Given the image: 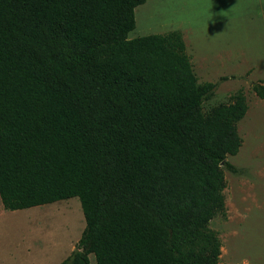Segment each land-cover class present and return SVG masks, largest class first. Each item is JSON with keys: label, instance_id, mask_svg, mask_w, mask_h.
Segmentation results:
<instances>
[{"label": "trees", "instance_id": "1", "mask_svg": "<svg viewBox=\"0 0 264 264\" xmlns=\"http://www.w3.org/2000/svg\"><path fill=\"white\" fill-rule=\"evenodd\" d=\"M146 1L0 0V40L26 52L0 43L3 83L30 62L60 110L86 223L62 264L220 262L210 224L226 217L247 98L205 109L217 84L198 83L180 31L130 39Z\"/></svg>", "mask_w": 264, "mask_h": 264}, {"label": "rangeland", "instance_id": "2", "mask_svg": "<svg viewBox=\"0 0 264 264\" xmlns=\"http://www.w3.org/2000/svg\"><path fill=\"white\" fill-rule=\"evenodd\" d=\"M135 17L130 39L182 33L198 83L217 84L205 109L246 95L249 110L238 124L243 143L227 159L237 173L225 169L226 217L210 227L222 241L219 264L264 263V99L253 89L264 85V0H147ZM6 76L12 78L7 85L0 78V264H62L86 223L58 103L30 62Z\"/></svg>", "mask_w": 264, "mask_h": 264}, {"label": "crops", "instance_id": "3", "mask_svg": "<svg viewBox=\"0 0 264 264\" xmlns=\"http://www.w3.org/2000/svg\"><path fill=\"white\" fill-rule=\"evenodd\" d=\"M250 264H251V262H250ZM261 264H264V263H261Z\"/></svg>", "mask_w": 264, "mask_h": 264}]
</instances>
